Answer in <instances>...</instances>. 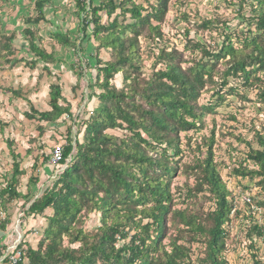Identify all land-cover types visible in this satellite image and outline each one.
Listing matches in <instances>:
<instances>
[{
    "label": "trees",
    "instance_id": "obj_1",
    "mask_svg": "<svg viewBox=\"0 0 264 264\" xmlns=\"http://www.w3.org/2000/svg\"><path fill=\"white\" fill-rule=\"evenodd\" d=\"M32 1L35 16L26 18L24 24H46L44 10L50 0ZM141 1L148 7L136 0H99L97 5L95 0H74L80 40L92 39L97 44L92 59L94 83L89 87L99 93L88 96L89 100H97V106L84 123L81 142L68 140L62 147L58 165L65 169L26 210L28 216L42 215L47 209L52 212L37 248L23 252L27 264H227L224 253L228 236L224 227L230 221L232 206L213 161V135L196 147L199 154L205 148L204 156H197L191 165L184 166L186 180L192 178L194 183L186 187L185 198L191 203L201 196L211 205L210 210L174 209L170 185L183 153L179 135L203 126V118L224 101L228 78L239 80L245 88L258 86L256 100L264 104V0H249L256 10L250 19L254 30L248 29L236 47L229 35L216 53L195 43L193 49L199 50L202 58L187 68L182 67L185 62L181 54L160 50L148 77H141L140 73L139 39L145 42L162 37L159 25L170 0H154V4ZM126 17L128 23H124ZM22 35L32 56L25 63L27 67L33 69L41 62L47 69V65L59 63L52 53L37 46L39 40L31 28L23 29ZM50 36L63 46L69 44L64 34ZM13 41L14 35L0 33V59H4V64L14 56ZM100 50L108 51V61L98 59ZM84 51L77 46L78 54ZM205 58L209 62H204ZM220 61H224L225 70L216 85L214 72ZM156 65L162 68L155 71ZM1 66L2 62L0 69ZM118 74L119 89L110 83ZM207 84L219 86L212 94L216 102L200 106L197 100ZM48 89L49 111L32 110L31 115H24L27 120L54 123L62 116L70 117V105L61 96V87L51 84ZM234 90L228 89L231 93ZM12 94L19 96L15 91ZM114 130L122 131L121 137L107 133ZM252 141L256 148L248 144L233 175L255 181L264 195V135L254 132ZM189 142L188 139L187 146ZM13 169L11 182L0 197L29 203L27 195L15 191V177L20 174L15 162ZM259 206L264 209V202ZM89 213L100 215V226L95 233L84 234L75 225L82 214ZM4 226L0 224V231ZM167 229L174 234L163 244ZM246 235L264 242L261 226L253 224ZM197 243L203 246L202 257L192 262L190 246ZM73 245L78 246L71 248ZM252 257L253 264H261Z\"/></svg>",
    "mask_w": 264,
    "mask_h": 264
},
{
    "label": "rangeland",
    "instance_id": "obj_2",
    "mask_svg": "<svg viewBox=\"0 0 264 264\" xmlns=\"http://www.w3.org/2000/svg\"><path fill=\"white\" fill-rule=\"evenodd\" d=\"M147 1L154 4V0ZM98 2L99 0H95L96 5ZM136 3L144 8L148 7L141 0H136ZM34 14L32 0H0V33L14 35V56L11 57V62L4 64V59H0V194L11 182L15 162L20 172L15 177V191L21 196L27 195L31 200L28 203L24 199L9 201L7 197L1 198L0 224L5 226L0 233L1 236L4 234L6 240L7 237L12 239L9 246L5 247L2 245L4 241L0 239V255L19 240L25 250L37 248L48 224L46 219L52 212L47 209L42 215L28 216L25 214L26 210L31 202L52 187L65 169V166L51 164V153L56 148L64 147L68 140L81 142L84 123L97 106V100H89L88 96L99 93L96 88L89 87L94 83L92 59L96 55L94 50L97 44L92 39L80 40L79 18L74 0H50L44 10L46 24L25 25L26 18L33 17ZM255 15V6L249 0H170L166 15L159 25L162 37L145 42L142 38L139 39L141 77H148L154 71L152 63L160 50H175L185 62L182 67L187 68L191 62L202 58L201 52L193 49L195 43L207 52L216 53L224 38L229 35L236 47V42L247 34L248 29L254 30L253 26L250 27V19ZM126 18L124 23L129 22L128 17ZM121 20L119 17L118 21ZM105 22V16H102V23ZM25 28H31L39 40L37 46L52 53L59 61L58 64H49L47 69L43 68L44 64L41 62L33 69L25 65L32 59L26 38L22 35ZM89 30L91 27L88 32ZM52 33L64 34L69 42L68 46L52 40ZM77 46L85 50L82 55L77 53ZM97 57L105 62L109 59V53L100 50ZM204 62L209 61L205 58ZM159 68L162 67L156 65L155 71ZM224 70V61L218 62L213 79L216 85H219L218 79L222 77ZM110 83L119 89L121 74L115 75ZM51 84L61 87V96L70 105V117L62 116L54 123L27 120L24 115H31L32 110L49 111L48 87ZM261 87L264 89V84ZM217 88L219 86L207 84L197 100L198 105L214 104L216 99L212 94ZM229 88L235 89V93L229 92ZM258 90V86L245 88L239 80L228 78L227 86L223 89L224 92L227 91L224 101L203 118V126L197 131L179 135L183 153L176 164L178 170L171 179L174 209L188 207L195 211L210 210L211 205L201 196L192 199L191 203L185 198L186 187H192L194 183L192 178L186 180L184 166L191 165L195 157L204 156L205 148L202 147L199 154L196 147L205 144L213 135V161L229 193L228 200L232 206L230 221L224 227L228 236L224 253L227 264H253L252 256L264 264V242L255 237L248 239L246 235L253 224L264 228V209L259 206L264 202V195L260 193L255 181L233 175V170L237 169L248 151V144L256 148L252 141L254 132L264 135V104L256 100ZM14 91L19 93L18 97L12 94ZM59 104L63 106L62 102ZM107 133L118 137L123 134L120 130ZM188 139L190 142L187 146ZM243 199H249L250 203H245ZM99 226L100 215L89 213L82 214L75 228L81 229L84 234H93ZM173 234L172 229H167L163 244ZM63 246H67L66 240L63 241ZM77 246L73 245L71 248ZM190 250L192 262L197 257H202L203 246L200 243L192 244ZM24 264H27L26 260Z\"/></svg>",
    "mask_w": 264,
    "mask_h": 264
},
{
    "label": "built area",
    "instance_id": "obj_3",
    "mask_svg": "<svg viewBox=\"0 0 264 264\" xmlns=\"http://www.w3.org/2000/svg\"><path fill=\"white\" fill-rule=\"evenodd\" d=\"M86 2V0H81ZM62 157V148H56L52 151L50 156V162L52 165H58L59 161ZM1 200V197H0ZM243 201L247 204L250 203L249 199H243ZM1 202V201H0ZM20 240L15 242L12 246L7 247L4 251L1 252L0 255V264H24L23 252L25 250L24 247H20Z\"/></svg>",
    "mask_w": 264,
    "mask_h": 264
},
{
    "label": "crops",
    "instance_id": "obj_4",
    "mask_svg": "<svg viewBox=\"0 0 264 264\" xmlns=\"http://www.w3.org/2000/svg\"><path fill=\"white\" fill-rule=\"evenodd\" d=\"M45 15V14H44ZM6 237V236H5ZM4 234L1 236V233H0V239L1 240H3L4 242V244H2V245H4V247L6 246V245H8L9 246V243H11V239H12V237L10 238V237H7L8 239L6 240V238H4ZM9 238H10V242H9Z\"/></svg>",
    "mask_w": 264,
    "mask_h": 264
}]
</instances>
